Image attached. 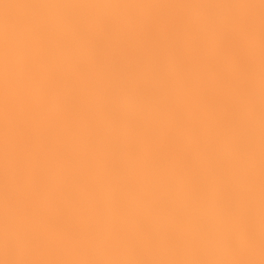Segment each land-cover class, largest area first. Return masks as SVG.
<instances>
[{"label": "snow or ice", "instance_id": "obj_1", "mask_svg": "<svg viewBox=\"0 0 264 264\" xmlns=\"http://www.w3.org/2000/svg\"><path fill=\"white\" fill-rule=\"evenodd\" d=\"M0 264H264V0H0Z\"/></svg>", "mask_w": 264, "mask_h": 264}]
</instances>
